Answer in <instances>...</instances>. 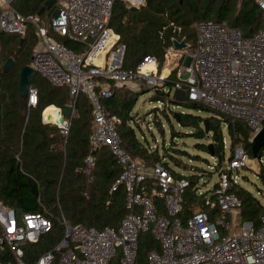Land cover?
<instances>
[{
	"label": "built area",
	"instance_id": "1",
	"mask_svg": "<svg viewBox=\"0 0 264 264\" xmlns=\"http://www.w3.org/2000/svg\"><path fill=\"white\" fill-rule=\"evenodd\" d=\"M14 1L0 0V35L25 37L29 27H34L37 44L32 67L51 85L68 88L72 98L85 95L91 103L93 133L84 173L93 181L96 154L107 149L122 168L112 192L124 187L127 194L128 214L118 229L72 227L64 221L68 230L65 239L37 264H111L118 255L121 264H142L140 239L147 233L154 236L160 250H152L145 264H264V214L257 227L242 222V203L232 192L241 182L239 172L248 165L243 147L235 148L233 158L219 174L216 201L206 202L215 215L197 212L184 224L179 216L189 180L176 178L161 164L147 166L143 159L128 153L118 132L120 120L103 103L116 88L163 86L176 69L174 95L186 90V101L244 122L251 129L252 141L264 129V30L246 37L227 23L200 21L195 25L193 51L174 46L167 50L166 57L174 66L166 67L169 74L166 69L160 71V62L154 58L146 59L136 70H126L122 66L125 47L110 27L118 0H53L45 18L22 15ZM121 1L132 7L145 4V0ZM255 1L264 11V0ZM57 37L75 43L81 51ZM144 64L153 65V70L142 72ZM28 102L37 105L34 88L29 90ZM58 127L65 136L69 134V120ZM52 230L53 223L46 215L18 216L0 202V264H28L25 247L38 243Z\"/></svg>",
	"mask_w": 264,
	"mask_h": 264
},
{
	"label": "trees",
	"instance_id": "2",
	"mask_svg": "<svg viewBox=\"0 0 264 264\" xmlns=\"http://www.w3.org/2000/svg\"><path fill=\"white\" fill-rule=\"evenodd\" d=\"M47 1L15 0L14 7L24 16H35ZM48 11L40 17L45 18ZM206 20L224 22L239 28L246 37L264 30V11L255 0H145V4L140 7L116 1L110 27L120 35V44L125 47L123 69L136 70L148 58L158 60L160 67H163L167 50L174 46L175 40H185L186 50L193 51L196 47L195 25ZM57 39L69 48L81 51L75 43L62 37ZM36 44L33 26L29 27L25 37L7 33L0 35V56H5L3 61L6 62L10 57L15 59L14 66L7 73H3V67L0 66V202L12 208L18 216L43 214L53 223V230L49 234L38 243L25 247V260L28 264H37L45 253L65 239L64 221L72 227L83 224L98 229H118L128 214L125 188L112 192L122 168L109 150L103 149L96 154L93 181L84 173L85 161L91 153L90 139L93 133L89 99L85 95L72 98L68 88L51 85L39 73L31 78V85L38 92L37 105L29 106L28 97L21 96L20 73L24 67L31 65ZM17 48L20 50L15 53ZM167 63L172 65V59L168 57ZM153 68V65L144 64L140 70L145 72ZM177 83V70H174L163 86L143 87L140 92L144 94L151 90L152 100L163 104L166 111L168 104L178 105L174 102ZM120 89L125 88L114 89L112 97L104 99L103 103L120 120L118 132L124 149L134 158L143 159L147 166L161 164L176 178L189 180L190 187L185 191L183 211L179 216L184 224L197 212H211V215H215L216 212L210 211L206 202L216 201L215 191L219 183L215 185L213 195L208 198L197 188L199 168L187 169L173 154L163 156L158 148L149 146L140 138L137 134L140 127L137 123L135 125L133 115L140 94L128 90L118 93ZM183 105L191 111H206L211 116L174 113L178 125L190 132L175 130L171 124V138L184 135V138L198 141L195 144L196 150L218 160V164L213 166L217 173L220 174L225 162L233 158L237 146H242L251 159L259 160L260 172L257 177L261 186L256 183L254 185H257L261 197L243 186L241 182L244 176L232 190L242 203L240 220L252 222L257 227L264 214V149L257 158L254 157L252 132L244 122L233 121L224 114L194 102L186 101ZM67 106H72L74 111L69 120V134L65 136L57 125L45 123L43 115L45 120L51 122L60 117L57 116V110L50 109L63 110ZM206 122L209 132H206ZM205 140L210 142L206 143ZM171 150L181 157L187 156L198 161L201 159L200 156H191L187 150ZM179 168L191 173H180ZM157 202L160 209L165 211L161 200ZM152 250H160L159 243L151 233L143 234L139 249V261L142 264H145ZM111 264H121V255Z\"/></svg>",
	"mask_w": 264,
	"mask_h": 264
},
{
	"label": "rangeland",
	"instance_id": "3",
	"mask_svg": "<svg viewBox=\"0 0 264 264\" xmlns=\"http://www.w3.org/2000/svg\"><path fill=\"white\" fill-rule=\"evenodd\" d=\"M47 14V13H46ZM45 16V15H44ZM190 52V51H188ZM16 53V51H15ZM5 56H0V66L4 67L6 62L3 61ZM169 57V56H168ZM168 57L165 59V63L163 67H160V71L165 70L167 74L170 73V70H168L166 67L173 68L172 65H168ZM14 58V57H10ZM33 58V56H32ZM15 60V59H14ZM15 64V63H14ZM32 64V63H31ZM179 68V67H178ZM176 70V69H175ZM145 86L139 87L137 90H130V89H120L121 91H118V93L130 91V92H139L140 96L137 102V105L134 109L133 115L135 116V125L140 127V130H138V136L142 139H144L149 146L153 148H158L160 154L163 156L166 154H173L175 158H178L181 160L182 164L184 166H187V169H192L193 167L199 168V180L197 184L198 191L202 194H205L208 198H210L215 189V185L219 183V173L215 171V167L213 169V166L218 164V160L215 158H212L209 156V154L204 153L202 151L195 149V144L198 142L194 138H184V135L182 137L172 139L171 138V124L174 125L175 130L182 131V132H190L189 129H183L180 127L177 123V121L174 118V113H183V114H192L194 116H201V117H209L211 116L210 113L206 111H191L187 109L184 105L178 106L175 104H168V109L164 110V105L154 102L152 100L153 98V92L151 90H148L146 93L141 94L142 88ZM119 90V89H118ZM173 95V94H172ZM60 109V108H59ZM44 116V115H43ZM52 120H58L59 119H52ZM51 120V122H52ZM183 133H181L182 135ZM205 142H210L208 140H205ZM171 149H180V150H187L191 156H200V160H192L188 158L187 156L181 157L177 153H174V150ZM167 150V151H166ZM167 161H170L169 158H167ZM171 165H174V162L170 161ZM227 164V162H225ZM224 164V165H225ZM247 166L239 172V175L243 177V181L241 182L244 187H246L248 190L252 191L254 194H256L258 197H261L260 194L257 191V185L255 187V183L261 186L257 173L260 172V165L259 160L257 159H251L247 155ZM178 170L180 173L190 174L191 172H184L179 168ZM194 173V172H192ZM246 176V177H245ZM196 209L195 211H197ZM68 234V230L66 229V235Z\"/></svg>",
	"mask_w": 264,
	"mask_h": 264
},
{
	"label": "water",
	"instance_id": "4",
	"mask_svg": "<svg viewBox=\"0 0 264 264\" xmlns=\"http://www.w3.org/2000/svg\"><path fill=\"white\" fill-rule=\"evenodd\" d=\"M53 4V0H48L45 3V6L40 10L38 15L45 13L46 9H49ZM23 42V40H21ZM90 42V41H89ZM174 47L177 50H186L187 44L185 40L179 42L174 41ZM20 48L16 49L18 53ZM15 60L14 58H9L3 67V73H7L13 66ZM189 65V64H188ZM36 74L35 69L32 66H26L22 69L20 73V83H19V92L22 97L27 98L29 90L32 89L31 78ZM187 91L186 90H177L174 95V102L179 106H182L186 102ZM74 108L72 106H67L65 109L60 110V118L57 123H54L57 126L62 125L65 120H70L73 115ZM206 132H209L208 122H206ZM252 152L255 158L258 157L259 152L264 149V129L251 141Z\"/></svg>",
	"mask_w": 264,
	"mask_h": 264
},
{
	"label": "bare ground",
	"instance_id": "5",
	"mask_svg": "<svg viewBox=\"0 0 264 264\" xmlns=\"http://www.w3.org/2000/svg\"><path fill=\"white\" fill-rule=\"evenodd\" d=\"M47 10V9H46ZM41 16V15H40ZM32 61H33V58H32ZM30 66H32V65H30ZM37 73V72H36ZM33 88V87H32ZM57 116H59L60 117V109L59 108H57ZM44 118H45V114H44ZM58 122V120H52V123H57Z\"/></svg>",
	"mask_w": 264,
	"mask_h": 264
},
{
	"label": "crops",
	"instance_id": "6",
	"mask_svg": "<svg viewBox=\"0 0 264 264\" xmlns=\"http://www.w3.org/2000/svg\"><path fill=\"white\" fill-rule=\"evenodd\" d=\"M50 8H51V7H50ZM50 8H49V9H50ZM49 9H48V10H49ZM45 12H46V11H45ZM38 16H39V15H38ZM31 65H32V64H31ZM51 107H55V106H51ZM49 108H50V107H49ZM55 108H56V107H55ZM55 108H51L50 110L56 111L57 109H55ZM44 119H45V118H44ZM46 121H47V120H46ZM44 122H45V121H44ZM48 122H50V121H48ZM45 123H46V122H45ZM51 123H52V122H51Z\"/></svg>",
	"mask_w": 264,
	"mask_h": 264
}]
</instances>
